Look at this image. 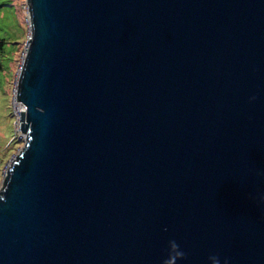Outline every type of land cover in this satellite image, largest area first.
<instances>
[{
    "label": "water",
    "instance_id": "1",
    "mask_svg": "<svg viewBox=\"0 0 264 264\" xmlns=\"http://www.w3.org/2000/svg\"><path fill=\"white\" fill-rule=\"evenodd\" d=\"M25 2L0 264H264V0Z\"/></svg>",
    "mask_w": 264,
    "mask_h": 264
},
{
    "label": "rangeland",
    "instance_id": "2",
    "mask_svg": "<svg viewBox=\"0 0 264 264\" xmlns=\"http://www.w3.org/2000/svg\"><path fill=\"white\" fill-rule=\"evenodd\" d=\"M25 0H0V187L10 161L24 144L15 87L29 36Z\"/></svg>",
    "mask_w": 264,
    "mask_h": 264
},
{
    "label": "built area",
    "instance_id": "3",
    "mask_svg": "<svg viewBox=\"0 0 264 264\" xmlns=\"http://www.w3.org/2000/svg\"><path fill=\"white\" fill-rule=\"evenodd\" d=\"M29 21V20H28ZM29 47V43L27 42V44H26V47H25V51H24V53L22 54V59H23V57L25 56V52H26V50H27V48ZM22 62V61H21ZM18 112H19V114H20V112L22 111V110H24V107L22 106V104H20V103H18ZM20 117V116H19ZM21 135L24 137V135L21 133ZM24 140H25V138H24Z\"/></svg>",
    "mask_w": 264,
    "mask_h": 264
},
{
    "label": "trees",
    "instance_id": "4",
    "mask_svg": "<svg viewBox=\"0 0 264 264\" xmlns=\"http://www.w3.org/2000/svg\"><path fill=\"white\" fill-rule=\"evenodd\" d=\"M4 42L0 40V49L3 47ZM0 71H1V64H0Z\"/></svg>",
    "mask_w": 264,
    "mask_h": 264
}]
</instances>
